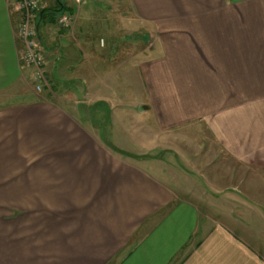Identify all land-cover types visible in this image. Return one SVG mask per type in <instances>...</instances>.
Wrapping results in <instances>:
<instances>
[{
    "label": "crops",
    "instance_id": "obj_1",
    "mask_svg": "<svg viewBox=\"0 0 264 264\" xmlns=\"http://www.w3.org/2000/svg\"><path fill=\"white\" fill-rule=\"evenodd\" d=\"M128 1L150 42L124 62L78 36L97 13L41 23L54 84L74 85L55 101L27 87L22 15L0 0V264H264V0ZM97 102L113 142L78 105ZM134 105L137 132L118 124Z\"/></svg>",
    "mask_w": 264,
    "mask_h": 264
},
{
    "label": "rangeland",
    "instance_id": "obj_2",
    "mask_svg": "<svg viewBox=\"0 0 264 264\" xmlns=\"http://www.w3.org/2000/svg\"><path fill=\"white\" fill-rule=\"evenodd\" d=\"M47 4H41V9L43 7L47 8H53L56 6V0H46ZM63 3L68 4L71 2V0H62ZM70 5V4H69ZM71 13H97L96 14V19H94L93 15H91V18L89 19V22L85 21L83 23L82 30L78 28V36L80 39L86 40L88 39V42L91 41V44H97V45H105V47H101L102 52L101 54L105 56L107 55L110 59L118 54L120 55V60L124 62L126 57L130 55V50L131 49H136L138 53L142 51L144 48H146L149 44V39L145 35V29H142V26L139 25H133L130 23V17H131V9L129 5L128 0H87L85 3H83L80 6L72 4L70 6ZM73 22V20H72ZM80 22V23H81ZM51 24L48 23V21H45L43 25ZM92 24V25H89ZM53 27H49L50 29H57V27L60 26V24L57 22L56 24H52ZM42 27V30L40 32L41 36L40 40L41 42H49L48 39H51L49 28ZM80 27V26H79ZM45 47L47 50L51 51V47L49 49V46L45 44ZM45 50V49H42ZM53 50V49H52ZM45 59H46V81H47V86L44 87L43 91L37 92L34 88V85L31 82L27 84V87L34 91V93L39 94L41 97H46L49 99L51 97V100L55 101H62V99L65 98V94H67L68 89L73 88V84L70 82H67L64 77L65 73L62 71V74L60 75L57 72L58 78L60 79L57 82V85L54 84V81L51 77V74L48 72V67H49V61L54 60L57 54L52 55L50 58V55L47 54L46 51ZM44 53V55H45ZM64 70V68H63ZM57 71V70H56ZM56 75V72H55ZM63 77V78H60ZM132 88L127 89V91L122 90L121 92L124 93V98L126 100H136L137 98L139 99L141 89L138 84V79L132 74ZM58 86V87H57ZM126 89V88H125ZM53 92H56V95H54ZM78 92V91H76ZM33 93V94H34ZM35 95V94H34ZM31 95L29 96H24L19 93L18 96L16 97H11L8 100H3L4 103L2 104H16L22 101H28L31 100ZM36 98V97H35ZM34 97L32 98V100ZM81 100V98L76 97L74 100ZM73 103V102H69ZM98 103V102H97ZM79 107L86 111H89V115L85 117L87 121H89L91 124H95L94 127L96 130L99 132V134L108 142H113L114 138L111 137V133L113 130V121L114 119L112 118V112L110 114V118L107 116L108 119H106V112L104 109L100 106H96V103L91 104V106L87 107V104L84 103H79ZM96 106V107H95ZM135 106V105H134ZM135 109V116L134 117H127L123 121L118 122L120 126L123 124H126V126L131 128L137 129H146L148 128L149 122L146 118H144L142 115H138L140 112L139 107H134ZM100 130V131H99ZM133 131V130H132ZM119 134V133H118ZM122 133V137H123ZM113 138V139H112ZM112 139V140H111ZM123 142V143H122ZM126 142V144H124ZM117 146L120 148H129L131 150H139L140 146H138L136 143H132L131 141L127 142L126 139H121V143L117 140L115 142ZM128 150V149H127ZM182 166V165H181ZM184 166V165H183ZM224 202V201H222ZM228 211L226 212L228 214L232 212L234 215H240L241 217H245L246 219H250L248 216L247 210L243 209V205L240 204H230V206L227 205ZM226 212L222 214L223 217L227 216Z\"/></svg>",
    "mask_w": 264,
    "mask_h": 264
},
{
    "label": "built area",
    "instance_id": "obj_3",
    "mask_svg": "<svg viewBox=\"0 0 264 264\" xmlns=\"http://www.w3.org/2000/svg\"><path fill=\"white\" fill-rule=\"evenodd\" d=\"M13 6L21 13L19 37L24 43L25 52L22 56L23 64L32 70V83L37 92L47 86L46 59L41 48L38 29V12L41 9L40 0H12ZM87 0H72L74 5L80 6ZM71 14L64 13L58 17L60 26L70 23Z\"/></svg>",
    "mask_w": 264,
    "mask_h": 264
},
{
    "label": "trees",
    "instance_id": "obj_4",
    "mask_svg": "<svg viewBox=\"0 0 264 264\" xmlns=\"http://www.w3.org/2000/svg\"><path fill=\"white\" fill-rule=\"evenodd\" d=\"M71 10L66 7L65 3H63L62 0L56 1V6L53 8L40 9L38 12V28L41 27V23L42 22L44 23L45 21H48V23H51V24H56L58 22V17L60 15L64 13H70ZM97 105L102 107L104 111L106 112V119H108L107 116L110 118L111 109L109 108V106L104 102L96 103V106ZM109 146L116 152L122 153L118 151V149L113 147L111 144H109Z\"/></svg>",
    "mask_w": 264,
    "mask_h": 264
}]
</instances>
